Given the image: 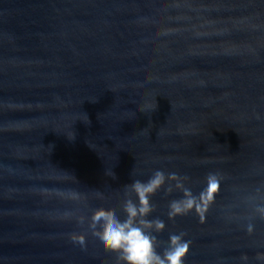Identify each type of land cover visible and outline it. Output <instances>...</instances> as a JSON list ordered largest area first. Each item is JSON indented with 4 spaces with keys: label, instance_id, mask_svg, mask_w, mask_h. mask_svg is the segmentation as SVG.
<instances>
[{
    "label": "water",
    "instance_id": "95a60500",
    "mask_svg": "<svg viewBox=\"0 0 264 264\" xmlns=\"http://www.w3.org/2000/svg\"><path fill=\"white\" fill-rule=\"evenodd\" d=\"M156 169L221 177L151 197L185 264H264V0H0V264H117L89 218Z\"/></svg>",
    "mask_w": 264,
    "mask_h": 264
},
{
    "label": "clouds",
    "instance_id": "9594fccd",
    "mask_svg": "<svg viewBox=\"0 0 264 264\" xmlns=\"http://www.w3.org/2000/svg\"><path fill=\"white\" fill-rule=\"evenodd\" d=\"M186 179L187 177L176 173H165L161 169H156L146 181L137 179L126 184V198L122 204L123 217L105 208L92 211L88 229L96 238L99 247L114 253L117 264H185V257L190 246V241L184 238L185 234L170 233L167 241L162 242L159 239V233L164 231L165 222L159 217H150L155 208L151 197L167 185L165 191L168 193L173 190V186L184 190L183 198L169 202V219L184 215L195 208L200 212L201 220H203V213L214 199L213 194L219 190L221 177L215 173L209 174L208 188L202 196V204L198 203L196 198L184 188ZM169 182L175 183L173 185ZM259 192L258 188L257 193ZM248 199L253 215L248 218L246 230L251 233L255 227L251 222L252 219L255 217L264 219V196ZM257 199L260 202H255ZM79 221L83 223L84 218L80 217ZM71 239L81 246L85 244L84 235L73 234ZM162 245L161 251L159 249Z\"/></svg>",
    "mask_w": 264,
    "mask_h": 264
}]
</instances>
